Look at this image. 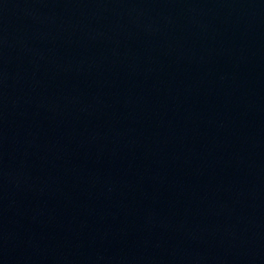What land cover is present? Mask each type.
I'll return each instance as SVG.
<instances>
[{"label":"water","instance_id":"obj_1","mask_svg":"<svg viewBox=\"0 0 264 264\" xmlns=\"http://www.w3.org/2000/svg\"><path fill=\"white\" fill-rule=\"evenodd\" d=\"M0 264H264V0H0Z\"/></svg>","mask_w":264,"mask_h":264}]
</instances>
